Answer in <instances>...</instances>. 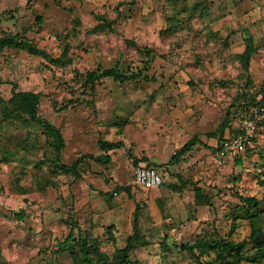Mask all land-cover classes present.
I'll list each match as a JSON object with an SVG mask.
<instances>
[{
	"label": "rangeland",
	"instance_id": "1",
	"mask_svg": "<svg viewBox=\"0 0 264 264\" xmlns=\"http://www.w3.org/2000/svg\"><path fill=\"white\" fill-rule=\"evenodd\" d=\"M6 34L68 55L0 51V97L36 94L64 139L57 160L43 128L0 103V264H112L125 247L130 264H264L255 243L236 253L264 238V132L218 153L239 127L233 106L264 92V0H0ZM108 68L149 80H87ZM82 155L96 160L76 180L61 165ZM141 163L164 168V184L136 186ZM78 241L101 255L86 260Z\"/></svg>",
	"mask_w": 264,
	"mask_h": 264
},
{
	"label": "trees",
	"instance_id": "2",
	"mask_svg": "<svg viewBox=\"0 0 264 264\" xmlns=\"http://www.w3.org/2000/svg\"><path fill=\"white\" fill-rule=\"evenodd\" d=\"M112 22H107L101 26V29H107L110 28ZM245 49L242 54V62L244 65V68L247 70L250 65L251 57L255 54V48L253 46V41L250 38H246L245 40ZM7 48H13L20 51H24L28 53L29 55L40 57L47 62H49L52 65H59L67 58V46H65L61 52V54L58 57H52L49 55L44 49L36 46L34 43H32L27 37L21 36L18 34L10 35L6 34L2 37H0V51L7 49ZM87 80L90 83H95L96 81L104 78H113L115 80L120 81L121 83H124L126 81H133L140 79L142 81L149 80L148 76L144 74L142 71H138L136 73H127L125 71H119L116 68H108L104 69L102 71L99 70H93L91 72H88ZM0 103H3L7 105L10 109V112L13 116L20 117V118H26L28 121L35 122L39 124L46 135V138L49 141L50 147L53 149V152L55 154V158L59 160L60 155L64 148V139L60 132V130L55 127L54 125L50 124L48 121L41 118L37 112H36V106L38 105V96L32 92H24V93H14L10 99L7 101L3 100L0 97ZM233 111L237 113L238 119L244 118V113H247L250 110H257L260 111L261 109H264V92L262 93H255L252 94L247 98V96H243L239 102L233 106ZM233 113V112H232ZM234 113V115H236ZM233 115V116H234ZM260 133L262 134L264 132V119L259 125ZM242 129L240 127L232 128L231 127V133L230 134H236L240 133ZM225 136L222 138L224 139ZM221 139V140H222ZM194 144V142H188L185 144L179 151L176 153L171 161H175L177 156L184 155L186 151ZM102 148H105V144L101 145ZM108 147V146H106ZM247 151V150H246ZM85 158H89L91 160H96L95 157L90 155H82L78 159H76L71 165H61V168L66 172H72L74 175V178L77 180L80 178V174L78 172V166L80 163L83 162ZM149 167H153L159 170H164V168H160V166H155L151 164H147ZM244 202L248 204V207H253L255 204V199H243ZM17 218L22 220L24 218V212H19L17 214ZM73 230L69 233L68 237L65 239L64 244H69L71 240H73ZM79 246L81 247V250L87 259V255L89 251L95 252L98 256L99 254L98 248L96 245H86L84 242H77ZM248 243H255L257 246H260L264 251V238L262 235L258 232H253L249 236V239L247 241H243L236 247V253H239L241 249ZM128 248L125 247L121 250H119L116 253L115 261L112 262V264H130L128 256H127Z\"/></svg>",
	"mask_w": 264,
	"mask_h": 264
},
{
	"label": "built area",
	"instance_id": "3",
	"mask_svg": "<svg viewBox=\"0 0 264 264\" xmlns=\"http://www.w3.org/2000/svg\"><path fill=\"white\" fill-rule=\"evenodd\" d=\"M244 115V118L238 119L242 131L220 141L218 149L220 155H240L252 147L254 139L260 133L258 129L264 119V109L260 111L250 110ZM133 181L136 186L146 191L164 184V178L160 170L149 167L145 163H141L133 169Z\"/></svg>",
	"mask_w": 264,
	"mask_h": 264
}]
</instances>
